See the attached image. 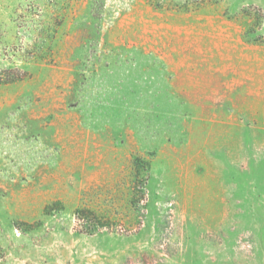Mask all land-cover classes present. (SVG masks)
Returning <instances> with one entry per match:
<instances>
[{
  "label": "rangeland",
  "instance_id": "1",
  "mask_svg": "<svg viewBox=\"0 0 264 264\" xmlns=\"http://www.w3.org/2000/svg\"><path fill=\"white\" fill-rule=\"evenodd\" d=\"M0 264H264V0H0Z\"/></svg>",
  "mask_w": 264,
  "mask_h": 264
},
{
  "label": "trees",
  "instance_id": "2",
  "mask_svg": "<svg viewBox=\"0 0 264 264\" xmlns=\"http://www.w3.org/2000/svg\"><path fill=\"white\" fill-rule=\"evenodd\" d=\"M15 80H18L17 76H13V78L10 81H15ZM76 214L78 215L79 218L86 216V219L90 218V219L96 220L98 222L97 225H101V226L104 225V224H100V219H98L96 215L89 210L80 209L76 211Z\"/></svg>",
  "mask_w": 264,
  "mask_h": 264
}]
</instances>
